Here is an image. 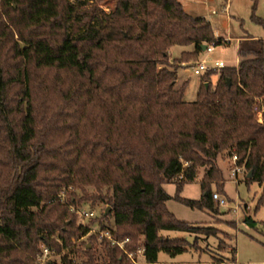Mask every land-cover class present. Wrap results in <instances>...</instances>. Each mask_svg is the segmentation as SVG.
<instances>
[{"label":"trees","instance_id":"1","mask_svg":"<svg viewBox=\"0 0 264 264\" xmlns=\"http://www.w3.org/2000/svg\"><path fill=\"white\" fill-rule=\"evenodd\" d=\"M257 2L251 18L264 26ZM227 43L179 0H115L109 12L89 0H0V264H37L44 246L81 252L72 239L89 229L70 205L90 201L110 206L114 225L102 215L101 227L128 237L127 250L142 247L144 264L217 236L167 202L218 214L214 189L227 199L220 155L237 154L246 182L264 184V38L244 36L237 66L201 75L196 100L184 99L186 83L177 87L203 44ZM176 45L194 49L170 62ZM200 168L201 197L182 196ZM218 249L232 257L211 264L236 263L225 237ZM85 252L87 264H134L116 245ZM68 255L46 264H72Z\"/></svg>","mask_w":264,"mask_h":264},{"label":"rangeland","instance_id":"2","mask_svg":"<svg viewBox=\"0 0 264 264\" xmlns=\"http://www.w3.org/2000/svg\"><path fill=\"white\" fill-rule=\"evenodd\" d=\"M74 1V0H73ZM97 1V4L109 12L115 0H89ZM184 9L194 15L207 18L216 32L221 37L226 38L230 42L227 44H219L213 46V51L208 52L202 50L198 60L184 64V66H192L196 62H206L212 65L216 60H222L226 66H236L238 60V36L246 32L252 34H264V26L252 20L253 0H179ZM256 15L264 19V0H258L256 7ZM193 45L173 46L170 50V62L181 56L183 51L192 50ZM188 69V70H187ZM181 67L179 69V81L177 87L186 83L184 99L186 101H194L197 99V93L201 85V75L194 74L190 68ZM191 69V70H190ZM217 75H213L211 81L213 85L216 83ZM218 166L223 171L226 178V196L227 203L220 205V212L212 213L207 210L190 208L180 202L170 199L167 202L168 208L181 221H187L194 224L206 225L214 227L218 230L217 236H211L206 241H201V248H189L187 251L176 256H170L165 252L159 253L160 264H211L214 257L223 260H230L232 252L228 249L223 252L218 249L220 239H224L230 246L236 249V263L227 262L228 264H264V234L262 232V222L264 221V203L260 204V199L264 194V184L257 181L246 182L245 169L241 166V172L238 176L231 177V171L235 164L228 155H220L217 159ZM204 176V168H200L196 179L188 183L181 195L188 198L198 199L201 197L200 181ZM165 189L169 194L174 195L176 191L175 183H167ZM92 192V190H90ZM214 191H216L214 189ZM217 192V191H216ZM81 195V194H80ZM216 204V203H215ZM216 206H218L216 204ZM88 211H95V216L84 221L90 228L97 230L101 228L102 215L106 218L104 222L113 227V217L107 209L110 207L105 202L96 201L86 202L82 206ZM250 220H246V219ZM162 234L171 238H186L190 243H194L195 238L188 236L182 231L163 230ZM228 237H227V236ZM89 236L77 243V247L81 252H76V262L72 264H87L85 246L88 244ZM90 242V241H89ZM100 249V248H98ZM96 249V254L99 255ZM63 250V253L72 252ZM73 254V253H72ZM96 255V256H97ZM70 256V255H68ZM57 262L60 258H54ZM62 263V260H61ZM99 264H106L99 260Z\"/></svg>","mask_w":264,"mask_h":264},{"label":"built area","instance_id":"3","mask_svg":"<svg viewBox=\"0 0 264 264\" xmlns=\"http://www.w3.org/2000/svg\"><path fill=\"white\" fill-rule=\"evenodd\" d=\"M213 46L214 44H210L207 45L206 51L208 52H212L213 51ZM192 69V71L194 72V74H198V75H203L206 71L210 70V69H215V68H223L226 67V63L222 60H216L213 62L212 65H208L206 62H196L194 65L192 66H186V68H190ZM190 69V70H191ZM188 70V69H187ZM259 117L261 120V113H259ZM231 159L233 161V163L235 164V166L233 167L232 171H231V177H237L238 173L241 172V166L238 165V156L237 154H233L231 156ZM59 197L64 201L67 202L69 200V197L67 195L66 191H63ZM213 200L217 205H225L227 203V199L225 197H223L222 195H220L218 192L214 191L213 192ZM70 210L71 211H75L78 213L79 218L81 220V223L83 225L84 228H88V233L86 236H83L82 238L79 239H75L73 238L72 241L74 244L77 245L78 242H80L81 240H84L85 238H87L90 235H95L96 236V242H94L93 244L91 242L88 241V244L85 246L86 248H89L93 246L94 249H98L97 252L99 255L103 253L104 251V246L108 245V246H118L119 248H121L125 254L130 258V260L134 263V264H144L140 259L144 256V249L142 247L138 248L136 251H130L126 249V243L129 241V238H125L123 240L118 239L115 235H114V230L112 227L110 226H105V227H101L100 229L94 230L92 228L89 227V225H86L84 223V221L88 218H91L93 216H95V211L91 210L88 211L83 207H77L75 205H70ZM68 250V249H64ZM70 252V251H69ZM65 255V253L63 252H58L55 248H50L48 246H44L42 249L41 254L38 256L37 258V264H46L48 261L50 260H55L54 258H60V261H58V263H61L62 260V256ZM69 258L73 261L76 262V258H75V254L71 253L69 254Z\"/></svg>","mask_w":264,"mask_h":264},{"label":"crops","instance_id":"4","mask_svg":"<svg viewBox=\"0 0 264 264\" xmlns=\"http://www.w3.org/2000/svg\"><path fill=\"white\" fill-rule=\"evenodd\" d=\"M215 35L217 36V37H221L220 35H218L216 32H215ZM247 35H250V36H253V37H256V38H264V34L263 33H260V34H252V33H248V32H246L245 34H243V35H241V36H238L237 37V39H238V47H239V42H240V40L244 37V36H247ZM224 38V37H223ZM226 39V38H225ZM229 41V40H228ZM230 42V41H229ZM193 49H194V45H193ZM192 49V50H193ZM202 50H204V49H202ZM238 63H239V57H238V60H237V65H238ZM236 65V66H237ZM183 67H185L186 68V66H183ZM187 69V68H186ZM179 81V77H178V80H177V82Z\"/></svg>","mask_w":264,"mask_h":264},{"label":"water","instance_id":"5","mask_svg":"<svg viewBox=\"0 0 264 264\" xmlns=\"http://www.w3.org/2000/svg\"><path fill=\"white\" fill-rule=\"evenodd\" d=\"M201 47H202V49L206 50V48H207V44H203ZM205 85H206V87H208V83H207V82L205 83ZM251 176H252V172H250V173L248 174V177H251ZM109 210H110V207L107 209L106 212L108 213ZM191 238H192V237H189V241H191ZM89 247H90V246H89Z\"/></svg>","mask_w":264,"mask_h":264}]
</instances>
